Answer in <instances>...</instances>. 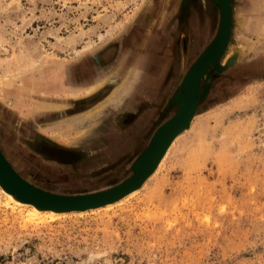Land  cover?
I'll list each match as a JSON object with an SVG mask.
<instances>
[{
    "label": "rangeland",
    "instance_id": "rangeland-1",
    "mask_svg": "<svg viewBox=\"0 0 264 264\" xmlns=\"http://www.w3.org/2000/svg\"><path fill=\"white\" fill-rule=\"evenodd\" d=\"M217 2L0 0V149L15 171L61 195L131 177L155 131L182 107L172 98L218 34ZM230 6L224 53L199 77L205 94L140 189L109 208L43 221L0 194V264H264V0ZM147 38L155 44L148 60L138 57ZM137 60L147 69L137 72ZM41 75L53 93L29 90ZM92 85L76 99L68 94ZM148 112L142 146L129 147L127 132L109 134L114 120ZM52 128L68 133V143L56 142L88 150L90 163L77 166L68 154L73 166L49 167L38 157L32 140ZM48 148L41 152L57 155Z\"/></svg>",
    "mask_w": 264,
    "mask_h": 264
},
{
    "label": "water",
    "instance_id": "water-1",
    "mask_svg": "<svg viewBox=\"0 0 264 264\" xmlns=\"http://www.w3.org/2000/svg\"><path fill=\"white\" fill-rule=\"evenodd\" d=\"M216 5L220 8V28H219L218 34L213 40V42L205 49V51L194 62V64L190 68V71L187 73L183 82L181 83L180 88L178 89L174 97L172 98L171 102L173 104H179L180 102H182L183 103L182 107H180V110L177 112L174 118L162 124L156 130V133L155 135H153L148 148L135 162L133 166V170H132L133 171L132 176L125 179L120 184L113 186L116 190L115 195L113 196L106 195V196H102L98 198H91V197L86 198V197H81V196L80 197H58L56 196L61 199V200L58 199V201H40L36 199H31L19 193L18 190H15V188L11 187L10 183L5 180L6 177L4 175H7V173L13 174V172L7 167V165L4 163V161L0 157V163H1L0 164L1 165L0 183L2 184V186L6 188L7 190L11 191L20 200L30 201V202L36 203L40 207L52 208L58 211H73V210L79 211V210H87L90 208L103 206L109 201L113 202V201L118 200L119 198H117V196L119 194L125 195L130 190H132V188L139 186V185L142 186L143 185L142 183L146 181L148 176H150L153 173L159 160L161 159L162 155L164 154V152L166 151L167 147L172 142L174 137L186 127L187 123L194 116V115L190 116V113L193 107L191 109L189 108V97L191 93L195 97V112H196L198 100L201 97H203L205 94V92L201 95H199L198 93V83H199V77H200L201 72L210 63H216L224 53L225 47L228 42L229 33H230L229 18L231 16L229 18H226L225 20V17H223V14H224L223 12H224L225 7L229 9L230 0H218ZM224 29H225L224 42L221 46V49L218 51V47H215L214 44L220 38ZM184 88H186L185 92L183 91ZM167 134L169 135L168 138H167L168 136ZM17 178L24 185L32 189H35L34 187L28 185V183L24 182L19 177ZM38 189H35V190L38 192H41L40 190L42 189L40 190Z\"/></svg>",
    "mask_w": 264,
    "mask_h": 264
},
{
    "label": "bare ground",
    "instance_id": "bare-ground-1",
    "mask_svg": "<svg viewBox=\"0 0 264 264\" xmlns=\"http://www.w3.org/2000/svg\"><path fill=\"white\" fill-rule=\"evenodd\" d=\"M160 1V0H159ZM161 4L158 6L160 7ZM230 9V10H229ZM229 9L225 7L224 9V14H223V17H225V20L226 18H229L230 16H232V8L231 6H229ZM138 10V9H137ZM135 13V12H134ZM133 13V14H134ZM231 18V17H230ZM230 18H229V21H230ZM225 26V25H224ZM224 31L225 29L223 30L220 38L217 40V42L214 44L215 47H218V51L221 49V46L224 42ZM143 34V33H142ZM134 35V34H133ZM143 36V35H142ZM232 37V36H231ZM107 39V38H106ZM132 39V37H131ZM101 40V39H100ZM103 40V39H102ZM133 40H134V36H133ZM139 40V39H137ZM70 41L72 42L73 39H70ZM105 41V40H104ZM103 41V43H104ZM137 42V41H136ZM139 42V41H138ZM213 42V41H212ZM211 42V43H212ZM102 43V41H101ZM149 41H148V38L146 41L143 42L142 45V48H141V51L139 54L138 57L140 56H147V59H150L153 57V55H151V51L154 50L153 47H155L154 45L155 44H148ZM98 45H101V44H98ZM137 46V45H136ZM89 47V46H88ZM1 48V47H0ZM207 48V47H206ZM205 48V49H206ZM2 50V49H1ZM0 50V51H1ZM205 50L202 51V53L204 52ZM201 53V54H202ZM200 54V55H201ZM124 55H127V54H124ZM199 55V56H200ZM198 56V57H199ZM20 58V57H19ZM198 59V58H197ZM196 59V60H197ZM123 62H125V64H127V59L125 58V56H123V59H122ZM140 61V60H139ZM137 60L136 62V67L138 68V70H136L137 72L138 71H141L142 69H144L146 67L147 69V65L144 63V61H140V63ZM139 64V65H138ZM141 65L142 68H139ZM132 67V66H131ZM157 65L155 64V68H151V73L155 74V72L157 73V71H159V67L156 68ZM54 69V68H53ZM57 70V71H56ZM131 70V69H130ZM56 72H59L61 71V73L64 74L63 70L61 69V66L60 65H57L55 70ZM75 71V70H74ZM46 73V72H45ZM136 73V72H135ZM150 73V74H151ZM43 74V73H42ZM57 74V73H56ZM112 75L115 76V74H118L117 71H114L112 73H110ZM128 74V73H127ZM126 74V75H127ZM138 74V73H137ZM136 74V75H137ZM119 75V74H118ZM135 75V76H136ZM152 75V74H151ZM108 76V75H107ZM47 77L48 76H45V75H41L38 77L37 80H34L33 81V88H28L29 90H32V91H37V92H51L53 93L52 91V88L53 87H50V84L48 83V80H47ZM123 77V76H122ZM127 77V76H126ZM46 78V79H45ZM55 78V77H54ZM107 78V77H106ZM105 78V80H106ZM32 79V78H31ZM45 79V80H44ZM125 79V78H124ZM62 81V80H61ZM107 81V80H106ZM125 81V80H123ZM52 82V81H51ZM12 83H9V84H5V85H11ZM25 84V83H24ZM27 84V83H26ZM29 84V83H28ZM60 84V83H59ZM102 84V83H101ZM4 85V84H3ZM2 85V86H3ZM13 85V84H12ZM52 85V84H51ZM100 85V84H99ZM98 85V86H99ZM104 85V84H103ZM102 86V85H101ZM94 87L95 85H92V86H89V87H84V88H81V89H73L70 93L68 92V94L70 96H72L74 99H76L77 96H79L82 92L84 93H88L89 92L91 93V91L94 90ZM133 85H128V87L126 86L125 88H127V91L126 93L128 92V94L131 93V90L133 89L132 88ZM109 88V87H108ZM130 88V89H129ZM1 89V88H0ZM62 89V88H61ZM65 89V88H64ZM97 89V88H95ZM114 89V88H113ZM112 89V91H113ZM59 90V89H58ZM66 90V89H65ZM130 90V91H128ZM63 91V90H62ZM111 91V92H112ZM100 92V91H99ZM61 93V92H60ZM63 93H66L65 91ZM84 93V94H85ZM114 93H116L114 91ZM125 93V92H124ZM83 94V95H84ZM97 94V93H96ZM112 94V93H111ZM111 94L109 96H111ZM87 95V94H86ZM113 96V95H112ZM30 97V96H29ZM91 97V96H90ZM93 97V96H92ZM79 98V97H78ZM88 98V96H87ZM31 99V98H30ZM101 101V100H100ZM99 101V103H100ZM97 103V104H99ZM25 104V103H24ZM102 104V103H101ZM89 105V104H88ZM86 105V106H88ZM85 106V105H84ZM66 107V106H65ZM193 107V108H192ZM189 108L191 109L192 108V111L190 113V116H193L194 113H195V97L193 96V94L191 93L190 97H189ZM94 109V108H93ZM75 115V114H74ZM79 115V114H78ZM73 117V116H71ZM77 116H75L74 118H76ZM58 127V126H57ZM43 132V130H42ZM156 132V131H155ZM45 133V132H44ZM46 134L54 141H62V142H67L69 137H68V133L66 131H58L57 129H50V131H47ZM155 135V134H154ZM70 136V135H69ZM152 139V138H151ZM5 140V139H4ZM68 143V142H67ZM172 143V142H171ZM2 149H0V157L1 159L4 161V163L7 165V167L12 170L13 174L12 173H7V175H4L6 177V181L10 183V186L15 188V190H18L19 193L31 198V199H36V200H40V201H58V197H86V198H98V197H102V196H106V195H109V196H113L115 195V188L114 187H110L108 189H104L102 191H96V192H91V193H83V194H72V195H61V194H56V193H50V192H47V191H44V190H40L38 189L37 187H35L34 185H32L30 182H28L26 179L22 178L16 171L15 169L12 167V165L8 162V160L6 159V157L4 156V154L2 153L3 151H1ZM8 150V149H7ZM7 153V152H6ZM166 153V151H165ZM163 154V156L161 158H164V155L166 154ZM10 157V156H9ZM162 160V159H160ZM159 160V161H160ZM159 163V162H158ZM1 164V163H0ZM158 165V164H157ZM159 167V166H158ZM0 168H1V165H0ZM157 170V169H156ZM19 177L20 179H22L24 182L28 183V185L34 187L35 189H38L40 190L41 192H38L36 191L35 189H32L26 185H24L22 182H20V180L17 178ZM149 177V176H148ZM138 189H140V185L139 186H136L134 188H132V190H130L127 194H119L117 196V198H119L118 200L116 201H113V202H108L106 203L105 205L103 206H99V207H95V208H90V209H87V210H79V211H58V210H55V209H52V208H44V207H40L38 206L36 203H33V202H30V201H25V200H20L18 199L11 191L7 190L6 188H4L2 186V184L0 183V194H2L6 201L9 202L11 205H12V208L13 209H19L22 213L25 214L26 217H28L30 220H39V221H43V220H47V219H50V220H55L57 218H60V217H63V216H66L67 214H70V213H75V212H79V214H83V212L85 213L86 211H97V210H100L101 208H109L111 207L113 204L115 203H120L122 200H124V198L126 197H129L131 196L132 194H134L135 192L138 191ZM45 193V194H44ZM53 195V196H52ZM58 196V197H56ZM123 196V197H122ZM61 200V199H60Z\"/></svg>",
    "mask_w": 264,
    "mask_h": 264
},
{
    "label": "flooded vegetation",
    "instance_id": "flooded-vegetation-1",
    "mask_svg": "<svg viewBox=\"0 0 264 264\" xmlns=\"http://www.w3.org/2000/svg\"><path fill=\"white\" fill-rule=\"evenodd\" d=\"M150 114L151 113L148 112L146 115L140 116L138 118V117H134V114L128 113V114H126V116H124L121 119V122L119 120H114L112 122V125L113 126H109L108 127V129H109L108 132H109V134H113V133H117V132H119V133H121V132H127L129 134V137L130 136L132 137V139L129 138L130 141H131V145L129 147H131V148L132 147H140L146 141V134L148 132V129H149V126H150V121H151V119H150L151 115ZM131 120H133V121H131ZM142 120H145L144 121L145 122V125H144V128L143 129L140 128L141 127V123H142L141 121ZM139 130H142V131L139 132ZM32 141H33L31 143L32 148H34L35 150H37V152H39L42 156H44V158H46L45 161L48 162V164H49V162L52 161L50 163L51 165H53V162L56 161L57 163H60L61 162L60 164H63V167H66L67 168L68 167L67 164H71V162L69 160H65L66 157L68 156V154H70L71 157H74V158L76 157L77 159H79L80 157H83V158L85 157L86 159H89L91 161V159L93 158L91 156V154L89 153V151L88 150H85V149H84V151H82L80 153V155H78V153L73 152V151H65L67 153L62 154L63 153V150L61 151L59 148H57V147L49 144L39 134L35 135V138H33ZM132 142H134V143H132ZM43 144H45L47 148L50 147V149H52L53 151L55 150L56 151L55 153H57L56 157H52L49 153H46V152L42 153L41 152V149H42V145ZM62 155L64 157H62ZM123 156H124V154H120V155L116 156V158H114V161L119 160ZM38 157H41V156H38ZM101 161H107V159L100 160V161H97V162H101ZM87 163H90V162H87ZM65 165H67V166H65Z\"/></svg>",
    "mask_w": 264,
    "mask_h": 264
},
{
    "label": "crops",
    "instance_id": "crops-1",
    "mask_svg": "<svg viewBox=\"0 0 264 264\" xmlns=\"http://www.w3.org/2000/svg\"><path fill=\"white\" fill-rule=\"evenodd\" d=\"M122 109V108H121ZM41 135V137H43L45 140H46V142H48L49 144H51V145H53V146H55V147H57V148H61V149H64L65 151H73V152H76V153H78V155H80V153L82 152V151H84V149L83 148H81V147H79V146H71V145H65V144H60L59 142H56V141H54V140H52L51 138H49V137H46V136H44L43 134H40ZM36 155H41L39 152H37L36 153ZM52 157H56V156H53V155H51ZM65 160H69L70 162H71V164H67L69 167L70 166H73V164H74V159H68V158H66ZM51 161V160H50ZM90 160L89 159H86L85 157L83 158V157H80L79 159H77V161H75L76 162V165L77 166H79V165H84L85 163H87V162H89ZM52 162V161H51ZM51 162H49V164H47V165H49V167H50V163ZM54 163V165H55V167H63V164H60V163H58L57 164V162L56 161H54L53 162ZM67 165H65V166H67Z\"/></svg>",
    "mask_w": 264,
    "mask_h": 264
}]
</instances>
